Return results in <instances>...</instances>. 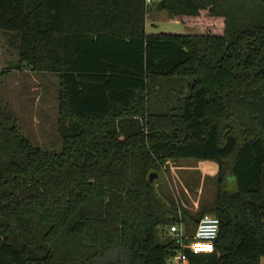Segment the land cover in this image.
I'll return each instance as SVG.
<instances>
[{"label":"trees","instance_id":"16d2710c","mask_svg":"<svg viewBox=\"0 0 264 264\" xmlns=\"http://www.w3.org/2000/svg\"><path fill=\"white\" fill-rule=\"evenodd\" d=\"M164 1L201 30L149 32L146 0H0L15 67L59 76L60 142L0 99V264H171L165 229L206 212L220 233L190 264H261L264 0ZM178 158L218 165L196 214L149 180Z\"/></svg>","mask_w":264,"mask_h":264},{"label":"rangeland","instance_id":"374dc122","mask_svg":"<svg viewBox=\"0 0 264 264\" xmlns=\"http://www.w3.org/2000/svg\"><path fill=\"white\" fill-rule=\"evenodd\" d=\"M160 1L156 0L153 10L147 14L146 29L149 32L166 30L192 34L201 30L172 18L166 9H158ZM18 59L8 36L0 31V99L11 106L23 133L37 146L60 148L57 125L59 76L52 72H36L26 66L16 68ZM159 167L162 173L156 183L159 192L170 195L192 214L213 204L219 186L216 162L178 158L165 160ZM227 179L229 183L232 178ZM193 227L196 229V224ZM165 233L171 235L167 228ZM261 264H264V256Z\"/></svg>","mask_w":264,"mask_h":264},{"label":"built area","instance_id":"2783aa9c","mask_svg":"<svg viewBox=\"0 0 264 264\" xmlns=\"http://www.w3.org/2000/svg\"><path fill=\"white\" fill-rule=\"evenodd\" d=\"M155 1L146 0L147 14L153 10ZM220 226V218L211 212H206L200 217L192 235H188L183 221L172 224L169 232L177 240L179 246L172 254L170 263L190 264L186 250H191L194 253L213 252L215 241L220 233Z\"/></svg>","mask_w":264,"mask_h":264},{"label":"water","instance_id":"95a60500","mask_svg":"<svg viewBox=\"0 0 264 264\" xmlns=\"http://www.w3.org/2000/svg\"><path fill=\"white\" fill-rule=\"evenodd\" d=\"M166 5H165V1L164 0H161L158 5H157V8L158 9H165ZM159 178V174L158 172H152L151 175H150V182H154L155 179H158Z\"/></svg>","mask_w":264,"mask_h":264},{"label":"crops","instance_id":"0c3cea01","mask_svg":"<svg viewBox=\"0 0 264 264\" xmlns=\"http://www.w3.org/2000/svg\"><path fill=\"white\" fill-rule=\"evenodd\" d=\"M261 262H262V258H261Z\"/></svg>","mask_w":264,"mask_h":264}]
</instances>
